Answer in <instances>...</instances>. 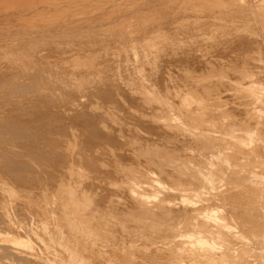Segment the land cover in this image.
<instances>
[{
	"label": "clouds",
	"instance_id": "9594fccd",
	"mask_svg": "<svg viewBox=\"0 0 264 264\" xmlns=\"http://www.w3.org/2000/svg\"><path fill=\"white\" fill-rule=\"evenodd\" d=\"M20 6L33 22L0 24V94L47 84L68 131L77 132L76 162L118 203L148 188L158 193L157 205L168 202L175 182L168 177L171 189L157 184L168 167V144L186 125L203 123L209 98L227 107L220 97L231 89L234 102L253 112L259 105L264 116V0H0V11ZM46 17L72 30L63 36L79 42L70 58L37 59L35 33ZM190 95L206 103L190 108ZM217 191L203 194L214 198ZM227 239L212 264H237ZM251 264H264V240Z\"/></svg>",
	"mask_w": 264,
	"mask_h": 264
},
{
	"label": "rangeland",
	"instance_id": "374dc122",
	"mask_svg": "<svg viewBox=\"0 0 264 264\" xmlns=\"http://www.w3.org/2000/svg\"><path fill=\"white\" fill-rule=\"evenodd\" d=\"M15 8L13 7L12 9L7 10V11H0V24H2L4 26H8V25L23 26L24 24H30L33 22L32 14L27 10V8L25 6H20V7H15ZM4 15H5V17H4ZM14 22H16V23H14ZM60 25H61V27H60ZM41 29H43L44 32ZM48 29L50 31H52L53 34H52V32L50 34ZM40 30L36 32L37 34L38 33L40 34V32H41L40 35L39 34L37 35L35 33V36H36L35 39L37 42L39 41L38 42V54H37L38 60L41 59L40 54H43L42 62L43 61H51L55 58L56 55L57 56L63 55L64 57L66 56L67 58H70L68 56V53H72V52L75 53L79 50V42L74 41V40L69 41L68 39L62 40L65 32L71 31V29H68V27H66V25L56 21L55 18H53V17L43 18L41 20ZM44 33H46V34H44ZM54 33L56 34V36L61 37V39L57 40L55 42H53L52 39L48 40V38L52 37L53 35L55 36ZM50 35H52V36H50ZM43 36L46 39L45 38H43V39L39 38V37H43ZM44 39H45V41H44ZM58 43L59 44L71 43L72 47H70L71 49L69 47L68 48H57L56 44H58ZM46 45H49V46H46ZM60 51H62V52H60ZM46 53H48V54H46ZM46 55L48 58L46 57ZM70 71H71V69H70ZM76 71L79 73H82L84 70L77 68ZM198 71H199V69H198ZM39 89H41V90H39ZM230 91H231V89H229L227 91V93H225L223 96L220 97L221 99L223 98L222 101H225L229 105V106L227 105V107H224V105H222L221 103H219L215 99L209 98V99H211V103L208 105L209 110L202 113L203 123L200 125V135H201L200 139L194 140L193 138L190 137L189 133L185 134L182 132H178V133L174 134V139L172 140L171 143L168 144V148L171 152V156H170V159L168 161V167H167V169H165V171L168 174L169 173L175 174V173H179V172H177V170H185V169L190 170L191 168H193L194 170L200 169V180H201L200 181V201H201L200 207H202V211H203L202 215H204V217H202L201 219L206 220V221L208 220L211 222H212V218L216 219V221L220 225L221 230L226 234V237H228L226 243L231 249V257L237 262V264H244L245 261H248V263H249V262H252L255 260L256 251L254 250V247H253L254 245L252 243V240H254V238L256 236V231H250V232L246 231L247 233L240 231L241 223L243 221L240 217H242L241 214H245L246 212L251 213L256 217L262 216L264 214V208H263L264 200H262V198H254V197L247 200L242 194L244 189L241 185V181L239 179H236L235 172L238 171L239 169L240 170H253L254 168H256L255 170H258V169L264 170V122H263L264 116H262L259 105H257L258 110H256V111H258V112L255 111V113H256V115H258V117L251 118L249 116L251 110L248 109L246 106L240 107V105L245 104L246 102H244V101L242 102L239 100L234 102L233 96H231L232 93ZM12 93L13 92H10V94H8L7 97L0 94V130H2V131H0L1 132L0 134L3 135V136H1V137H3L2 140L0 138V141H3V142H0V145L3 144L1 146H5V144H6V146L8 145V142L6 139H8V137L10 135L9 136L5 135L7 137L6 138L3 134V133H5V127L4 126L2 127L3 123H7V122L10 123V121L3 119V118H5V116L8 117V115L9 116H16V114H17V116H18V114H19V116H27V117L23 118V119H25V120H23L24 122L22 120H20V121L17 120L19 123H22V127H20V129L18 128L20 131H22V133H18V130H14V132H15L14 134H16V136H19L21 138L23 137V139L28 143H30L29 141L35 140V138L37 139V135H39L40 134L39 132H41L40 129H43L41 132V133H43L44 129H45V131L47 130L45 127H50V125H49L50 122L51 123L56 122V119H51L52 121L49 120L48 124H47V121H46V123H44L43 120H40L41 118L35 119L36 116H41V115L42 116H44V115L48 116L49 115V116H52L53 118L56 115L57 116L60 115L58 117L57 122L60 125V128L64 127V128H62V130L60 129L61 130L60 135H62L61 133H63L66 136L69 135L68 132L66 131V130H68V126L65 125L66 124L65 119L64 118L62 119V117H61V116H63V114L58 115V113L62 112L60 110V106L56 105V102L54 101L52 96L49 94L47 84H43V85L41 84L39 88H35L32 91H28V89L24 90V88H21L17 92H14L13 94ZM50 99H51V102H50ZM8 101H9V103H8ZM214 101H216V102H214ZM33 102H34V104H33ZM51 103H52V105L50 106ZM205 103H206L205 100L200 99V105H204ZM218 103H219V105H218ZM47 104L49 106H47ZM230 104H231V106H230ZM219 106H220V108H218ZM232 107H233V109H232ZM31 108H33V109H31ZM217 108L220 110H218ZM226 108H227V110H226ZM20 110H21V112H20ZM50 110H52V111L50 112ZM210 110L213 112H211ZM56 111H57V113H56ZM229 111H231V113ZM31 113H32V115L34 113V116H31ZM52 113L53 114L55 113V114L53 115ZM221 113L222 114L224 113V114L222 115ZM227 114H228V116H227ZM28 115H30V116H28ZM30 117H31V119H30ZM32 117H34L35 120ZM223 117H225V118L228 117V119L227 118L223 119ZM238 117H240V118H238ZM59 118L61 119V121H59L60 120ZM259 118H260V120H258ZM36 120H38V121L40 120L42 122H40V121L37 122ZM236 120H238V121H236ZM241 120H243V122ZM1 121H4V122L1 123ZM13 121H14V119L11 120V122H13ZM17 121L15 119L13 124H15V122H17ZM29 122H30V124L28 125ZM61 122H62V124H60ZM63 122H65V123H63ZM233 122H234V124H233ZM25 123L28 125L29 128H31V126L34 127V125L36 123H38V124L40 123V124H39V126L35 125L34 128L32 127L33 128V130H32V129H29ZM43 123H44V126L41 125ZM78 123H79L80 127H86V126H83L84 124L86 125V123L84 121H79ZM215 124H217V125H215ZM232 124H233V126H232ZM243 124H244V126H246V128H248V127H250V128L246 129L244 126H242ZM5 125H7V124H5ZM15 125H18V124H15ZM237 125H240L238 127L245 128L249 132L246 131L245 129H241V128L234 129ZM25 126L27 127L26 129H29L28 134L26 131L23 130ZM36 126H38V127H36ZM42 126H43V128H40ZM51 127H54V126H51ZM3 128H4V131H3ZM21 128H23V129H21ZM226 128H228L230 131L228 129L226 130ZM254 128H256V130ZM220 129H222V130H220ZM35 130H37L39 134H36L37 131H35ZM63 130H65L67 133H65V131H63ZM219 130H220V132H219ZM29 131L30 132H32V131L36 132V133L33 132L34 135L36 134V137L32 133H30ZM222 131H226L227 133H224ZM73 132L72 133L75 136L73 134L72 135L74 137H76L77 132L76 131H73ZM253 132H254V134H253ZM12 133H13V131H12ZM19 134L20 135L22 134V135L20 136ZM249 134H250V136H249ZM11 135H13V134H11ZM32 135H33V138H32ZM64 135H62V138H61V136L60 137L58 136L57 139L56 138L55 139L57 140L58 143H61V144H63L65 142L64 144L66 146L69 145L68 149L71 147L69 150L74 151V149H75L74 147L76 146L75 145L76 144L75 138L73 136H70V135L68 136L69 137L68 138ZM81 135H82V133H81ZM180 135H181V137H180ZM252 135H253V137H252ZM26 136H27L28 140H26V138H25ZM30 136L32 139L30 138ZM236 136H238V139L235 138ZM202 137H204V141H202L203 139L201 140ZM4 138H6V139L3 140ZM63 139L66 141H63ZM70 140L73 142H71ZM5 141L7 143H5ZM59 141H61V142H59ZM66 142L67 143L69 142V144H67ZM203 142L207 143L206 144L207 147L205 146V143L203 145ZM209 142H211L213 145ZM208 143L211 147L208 145ZM73 144L75 146H73ZM188 145L191 146L192 150L185 152L184 147L188 146ZM72 147H73V149H72ZM205 148H207L208 151ZM209 150H211L212 153L214 152L218 156L216 155V157H215L214 153L211 155ZM71 151H69V152H71ZM193 151H194V153H193ZM197 151H198V153H197ZM71 153L73 154V152H71ZM183 154H185V156ZM201 155L203 156V158L201 157ZM241 156H243V157H241ZM21 157L22 158H20V156H19L20 161H21V159H23V156H21ZM224 159L228 162H226ZM17 160H18V157H17ZM171 160H173V161H171ZM244 161H246V162H244ZM74 162H73V165L74 166L76 165V168L78 169V171H80V173L78 171H76L77 169L72 167V170L74 169L72 172L75 175V176L73 175V181L71 180L72 181L71 182V181H67V180L65 181L64 180L63 184H62V182H60L59 184L54 185L51 189L48 188V191H46V192H49V189L51 191L50 194H48V196L42 197V196H40L41 193L31 194L28 191H19L17 189L18 192L20 194H23V195H21L20 197H16L12 194L15 190L14 189L12 190L9 186H3L0 188V216L5 215L7 217L6 218L4 216L5 219H3V217H2L1 219L3 222H0V242H1V244H0V251H1L0 252L1 253L0 262H3V264H8V263H10V264H17V263H21V264H24V263L25 264H165V262L169 261V260L182 261V260H186V259H195V260L202 261L203 264H212V262L220 256V254L223 251L224 246H225V239L223 240V238H221L217 234L216 235L215 234H212V235L205 234L204 235L206 237V241L208 243L207 246L204 244V246L207 248L206 252L192 251L194 248H197V246H200V244L199 245L193 244V243L188 244V243L181 241V240H184V238L182 236H179V234L185 233L183 223H184V220H186V218L185 217L183 218V217H181L182 215L178 214L181 206H180V204H177V202H178L177 201L178 200V191L176 189H174L171 193L168 194V197H167L168 203H166L165 206H163V208L160 207L157 210L155 209L152 212L147 211V213L144 210H142L144 212H142V211L139 212L141 209L140 208L137 209V206L134 207V209H133L132 206H135V204H134L132 199L130 202H128V203H131L132 206L128 203H126V204L125 203L124 204L119 203L120 204L119 205L117 201L115 202V200H113V198H110L111 195L113 196V194L111 193L112 192L111 190H108L109 191L108 192V191H106L107 190L106 187L103 189L104 185H101L100 183H98L96 179L94 180V178L89 177L88 174L85 172V170L80 167L81 165H79L76 162V160H74ZM173 162L175 164H173ZM242 162H244V163H242ZM233 163L235 164L236 167L233 166L234 165ZM229 164H231L232 166ZM251 164H253V165L255 164V165L252 166ZM77 165H79V166H77ZM187 165H189V166H187ZM196 165L199 168H197ZM183 166H184V168H182ZM1 167L3 170V166L0 163V175H4L1 172ZM215 167L216 168L218 167L217 169L219 171ZM214 168L217 170V172H215L216 170H214L215 173L213 172ZM226 169H228V170H226ZM37 171H36V173L39 174L40 173L39 170H37ZM40 171H41V175L40 174L38 175V176H40V178L43 175L44 176V178L42 176L43 179H49L48 173H45L44 170H40ZM202 171L205 172V174ZM207 171H210L212 174L210 172L207 174L206 173ZM222 171H224V172H222ZM43 173H45V175L46 174H48V175L45 176ZM78 173L81 174L82 176L80 177V175ZM76 174H78V177H76ZM84 174H86L87 176ZM213 174H215L216 176ZM83 175L87 178L84 179ZM208 175H209V177H208ZM233 175H234V177H233ZM210 176L212 178H210ZM88 177H89V179H88ZM205 177H208V179ZM79 178L81 181L79 180ZM164 178H165V179H163L164 181L163 180H159V181H162V183H164L165 185H168V187L170 189L173 188V183L169 182V180H167L165 176H164ZM209 179L210 180L212 179V180L210 181ZM259 179L260 180L257 179L259 182L263 181V182H260L261 185H259L258 181H254V182H251V186L253 185L254 187H256L257 185H255V184L258 182L257 183L258 186L256 188L262 187V186L264 187V179L263 180H262V178H259ZM90 180L92 182H90ZM77 181H80L83 184L86 183L87 184L86 188L83 187L82 183H81L82 185L78 184L80 182H77ZM93 182L95 183L94 187L92 186L94 184ZM96 182L98 183V185L101 189H99ZM70 186H72V187H70ZM88 186H92V187L87 188ZM177 186L178 185H176V188H177ZM63 188H66L65 189L66 191L68 189H71V190L67 191L68 194H66L67 192ZM80 188H82V189H80ZM90 188L93 190H91ZM94 188L99 189L100 191L98 190V192H100V193H97L96 192L97 190L96 189L94 190ZM178 188H179V186H178ZM210 188L218 189V191L215 192V194H214V198L213 197L208 198V196L203 194V193L207 192V190ZM61 189H63V190H61ZM86 189H88V190H86ZM61 191H62V193L65 192L64 193L65 195L62 194ZM73 191L77 195L76 194L73 195V193H74ZM84 191L87 193L84 194L85 193ZM89 191H94V194H92L93 192H89ZM107 192L109 193V195L107 194ZM70 193H72V194H70ZM78 193H79V195H78ZM88 193H90V194H88ZM102 193H104V194L106 193V195H102ZM145 193H146V191H145ZM152 193H153V191L149 190V191H147L148 195L145 194V198L148 200V202L151 205H153L157 201V199H156L157 197L154 196ZM172 193H174V194H172ZM80 194H82V196H80ZM99 194H101L103 197ZM118 194L119 193H115V195H117V196H118ZM70 195H71V198L75 197L74 198L75 200H72L73 198L71 199ZM84 195H85V197H84ZM98 195L101 196L103 199L98 198ZM173 195H175V196H173ZM38 196H40V197H38ZM91 196H92L93 200H92V198H90ZM104 196L105 197L109 196V198L105 199ZM59 197L62 198L61 203L63 205L67 204V206H65V207H67V211L69 214L68 217L63 218V216H62L63 215L62 214L63 206L60 203ZM80 197H84L85 201L83 200V198L81 199ZM95 199H98L99 201L97 200V202H96ZM100 199L103 200V203H101ZM120 199L123 200L124 197H121ZM168 199L170 200V203H169ZM173 199L175 200V202ZM86 200H88V201H86ZM104 200H106V201H104ZM109 200H112V202L114 201V204ZM150 200H151V202H150ZM73 201H75L76 203ZM152 201H154V203ZM218 201H219V203H217ZM77 202L80 204V206H78ZM83 202L85 204L87 203L86 204L87 206ZM88 202H90V203L88 204ZM93 202H94V205H93ZM95 202L97 203V205ZM109 203L112 205V207ZM175 203H176V205H175ZM72 204H74V205H72ZM75 204L77 205V207ZM115 204H118L119 206L118 205L116 206ZM243 204L244 205L246 204V205L244 206ZM98 205H99V207H97ZM81 206L83 209L82 211H84L85 215L82 213V211L80 212ZM168 206H170V207H168ZM175 206H177L178 208L177 207L175 208ZM75 207H76V209H75V212H73L74 213L73 214L72 211H74ZM84 207H86V210L84 209ZM104 207H106V208H104ZM129 207H131V208H129ZM77 208H78V210H77ZM121 208H125L126 210L121 209ZM171 208H173V209H171ZM101 209H103V211ZM127 209L129 211H127ZM160 209H162V210H160ZM94 210L98 211V212H95ZM167 210L169 211L168 214L170 213L169 215H167ZM174 210L175 211L178 210V212L176 211L177 212L176 213ZM77 211H78V214H76ZM121 211H122V213H121ZM130 211H131V213H130ZM109 212H110V215L112 217L109 215ZM148 212H149V214H148ZM6 213L9 215L7 216ZM81 213L84 217L79 216V214L81 215ZM89 213H90V215H89ZM124 213L125 214L127 213L126 216ZM128 213H130V214H128ZM164 213H166V215ZM143 214H145V215H143ZM177 214L179 217L177 216ZM103 215H104L105 220L103 218ZM127 215H129V216H127ZM161 215L164 217H162ZM107 216L110 219L107 218ZM166 216H168V218ZM175 216H177L178 218ZM8 217H9V219H8ZM10 218H11V221H10ZM160 218H162V220ZM107 219H108V221H107ZM150 219H151V221H150ZM153 219H154V221H153ZM68 222H72L73 224L78 225L80 227V230L79 231L75 230L73 226L68 225ZM2 227L4 229H2ZM137 227L139 228V230ZM130 228H131V230H130ZM2 230H3V232H2ZM6 230H9L11 232L8 231V233H7ZM123 230H124V232H123ZM248 234H250V235H248ZM139 235H141V236L139 237ZM147 238H149L150 240ZM4 242L7 244L8 248L6 247L5 244H3ZM223 244H224V246H222ZM2 245H3V247H2ZM162 246H164V247H162ZM235 248H236V250H235ZM237 248L239 251L237 250ZM245 249H246V251H245ZM126 250L129 251L131 254L127 255L125 253ZM10 251L14 252L15 255L17 253L18 257L15 256L14 253H13L14 256L12 255L13 256L12 257L10 255V254H12ZM6 252H8V254H6ZM253 255H255V256H253ZM20 256H21V258H20ZM210 256H213L214 258L213 259L209 258ZM14 258L16 259L17 262L15 261ZM31 258L33 259V261ZM19 259H20V261H19Z\"/></svg>",
	"mask_w": 264,
	"mask_h": 264
},
{
	"label": "bare ground",
	"instance_id": "6f19581e",
	"mask_svg": "<svg viewBox=\"0 0 264 264\" xmlns=\"http://www.w3.org/2000/svg\"><path fill=\"white\" fill-rule=\"evenodd\" d=\"M15 8V7H14ZM16 9V8H15ZM26 10V9H25ZM20 13V12H19ZM23 13V12H22ZM4 17H5V15H4ZM9 20V19H8ZM13 20V19H12ZM14 23H16V22H14ZM60 27H61V25H60ZM63 27V26H62ZM67 27V26H66ZM49 28V27H48ZM64 29V28H63ZM69 29V28H68ZM42 31H43V29H41ZM40 30V31H41ZM49 30V29H48ZM61 30V29H60ZM65 30V29H64ZM72 31V30H71ZM44 32V31H43ZM49 32H50V34H51V32L52 31H50L49 30ZM64 32V31H63ZM37 34V33H36ZM39 34V33H38ZM37 34V35H38ZM40 34H41V32H40ZM39 34V35H40ZM44 34H46V33H44ZM43 34V35H44ZM52 34H53V32H52ZM55 34V33H54ZM49 36V35H48ZM50 36H52V35H50ZM54 36V35H53ZM55 36H56V34H55ZM36 37V36H35ZM39 38H45L44 36L43 37H39ZM46 39V38H45ZM45 39H44V41H45ZM49 39H51V38H48V40ZM58 40H60V39H58ZM62 40H63V38H62ZM61 40V41H62ZM43 41V40H42ZM57 41V40H56ZM39 42V41H38ZM74 42V41H73ZM41 43V42H40ZM50 43V42H49ZM48 43V44H49ZM55 44V43H54ZM65 44V43H64ZM67 44V43H66ZM51 45V44H50ZM46 46H49V45H46ZM52 46V45H51ZM42 47V46H41ZM55 48V47H54ZM53 48V49H54ZM70 48V47H69ZM50 49V48H49ZM71 49V48H70ZM76 50V49H75ZM42 51V50H41ZM70 51V50H69ZM72 51V50H71ZM44 52V51H43ZM49 52V51H48ZM60 52H62V51H60ZM45 53V52H44ZM64 53V52H63ZM73 53V52H72ZM46 54H48V53H46ZM62 55V54H61ZM57 56V55H56ZM55 56V57H56ZM63 56V55H62ZM46 57H47V55H46ZM66 57V56H65ZM48 58V57H47ZM67 58V57H66ZM198 70V69H197ZM43 85V84H42ZM42 87V86H41ZM44 87V86H43ZM48 87V86H47ZM25 90V89H24ZM27 90V89H26ZM39 90H41V89H39ZM29 91V90H28ZM231 93H232V91H230ZM225 93H227V92H225ZM229 93V92H228ZM10 94V93H9ZM13 94V93H12ZM24 94V93H23ZM22 94V95H23ZM27 94V93H26ZM229 96V95H228ZM232 96V95H231ZM40 97V96H39ZM44 97V96H43ZM50 98V97H49ZM53 98V97H52ZM231 98V97H230ZM38 99V98H37ZM43 99V98H42ZM223 99V98H222ZM221 98H220V100H222ZM229 99V98H228ZM44 100V99H43ZM49 100V99H48ZM226 100V99H225ZM26 101V100H25ZM42 101V100H41ZM231 101V100H230ZM50 102H51V99H50ZM53 102V101H52ZM185 104H187L190 108H195L196 106H198V105H200V99H198L197 97H195V96H187L186 98H185ZM213 102V101H212ZM214 102H216V101H214ZM243 102V101H242ZM8 103H9V101H8ZM5 104V103H4ZM33 104H34V102H33ZM54 104V103H53ZM3 105V104H2ZM21 105V104H20ZM30 105V104H29ZM28 105V106H29ZM52 105V103L50 104V106ZM57 105V104H56ZM218 105H219V103H218ZM228 105V104H227ZM26 106V105H25ZM36 106V105H35ZM46 106V105H45ZM47 106H49L48 104H47ZM221 106V105H220ZM220 106L218 107V108H220ZM229 106V105H228ZM230 106H231V104H230ZM10 107V106H9ZM20 107V106H19ZM225 107V106H224ZM241 107V106H240ZM244 107V106H243ZM22 108V107H21ZM216 108V107H215ZM214 108V109H215ZM217 108V109H218ZM238 108V107H237ZM31 109H33V108H31ZM222 109V108H221ZM224 109V108H223ZM232 109H233V107H232ZM247 109V108H246ZM18 110V109H17ZM27 110V109H26ZM29 110V109H28ZM218 110H220V109H218ZM226 110H227V108H226ZM237 110V109H236ZM258 110V109H257ZM3 111V110H2ZM13 111V110H12ZM40 111V110H39ZM52 110H50V112H51ZM211 111V110H210ZM232 111V110H231ZM231 111H229L230 113H231ZM245 111V110H244ZM11 112V111H10ZM20 112H21V110H20ZM33 112V111H32ZM60 112V111H59ZM211 112H213V111H211ZM210 112V113H211ZM222 112V111H221ZM226 112V111H225ZM235 112V111H234ZM238 112V111H237ZM256 112H258V111H256ZM35 113V112H34ZM34 113H33V115H32V113H31V116H34ZM56 113H57V111H56ZM208 113V112H207ZM218 113V112H217ZM45 114V113H44ZM53 114V113H52ZM51 114V115H52ZM55 114V113H54ZM53 114V115H54ZM59 114H63L62 112L61 113H58V115ZM222 114V113H221ZM224 114V113H223ZM222 114V115H223ZM6 115V114H5ZM26 115V114H25ZM221 115V116H222ZM3 116V115H2ZM28 116H30V115H28ZM60 116V115H59ZM59 116H54V118L52 117V116H36L35 117V119H40V120H43V122L44 123H46V121H47V124H48V121L49 120H51V119H56V122L55 123H49V125H50V127H45L47 130L45 131V129H44V131H43V133H41L42 132V130L43 129H40L41 130V132H39L38 133V131L37 130H35V131H37V133L36 132H34V131H32V132H30V133H32L33 134V132L34 133H36V134H39V135H37V139L35 138V140H33V141H29L30 143H28V142H26L24 139H23V137L21 138V137H19V136H16V134H14L15 132H14V130H18V133H22V131H20L19 129H20V127H22V123H19L18 121H20V120H25V119H23L24 117H27V116H19V114H18V116H17V114H16V116H9L8 115V117H6L5 116V118H3V119H6V120H8V121H10V123L9 122H7V123H3L2 124V127L4 126L5 127V133H3L4 134V136L6 135V136H9L8 137V139H6V138H4L3 140H7V142H8V145L6 146V144L5 143H7L6 141H5V146H1V145H3V144H1L0 145V163L2 164V166H3V170H2V167H1V172H2V174H4V175H0V188L1 187H3V186H9L12 190L14 189L15 191L12 193L14 196H16V197H20L21 195H23V194H20L19 192H18V190L19 191H28L29 193H31V194H38V193H41L40 194V196H42V197H45V196H48V194H50V189L54 186V185H56V184H59L60 182H62V184H63V181L65 180H67V181H73V170H72V167L73 168H75V169H77L76 168V165L74 166L73 165V162H74V160H75V158H74V156H73V154L71 153V152H73V151H71V150H69L68 149V146H66L64 143L63 144H61V143H58L57 142V137L59 136H61V138H62V135H64L63 133H61L62 135H60V131L62 130V128H64V127H61L60 128V125L58 124V117ZM216 116V115H215ZM227 116H228V114H227ZM236 116V115H235ZM240 116V115H239ZM249 116L251 117V118H254V117H258V115H256V113L255 112H253V111H250V114H249ZM62 117V119L64 118V116H61ZM244 117V116H243ZM261 117V116H260ZM33 119H34V117H32ZM217 118V117H216ZM222 118V117H221ZM225 117H223V119H224ZM227 119H228V117H226ZM225 118V119H226ZM233 118V117H232ZM238 118H240V117H238ZM14 119V121H15V119H16V121L17 122H15V124H18V125H15V124H13L14 123V121L13 122H11V120H13ZM29 119V118H28ZM27 119V120H28ZM30 119H31V117H30ZM34 119V120H35ZM60 119V118H59ZM65 119V118H64ZM264 119V118H263ZM39 120V121H40ZM232 120V119H231ZM230 120V121H231ZM239 120V119H238ZM238 120H236V121H238ZM256 120V119H255ZM258 120H260V118L258 119ZM29 121V120H28ZM31 121V120H30ZM37 122H39L38 120H36ZM35 121V122H36ZM52 121V120H51ZM55 121V120H54ZM59 121H61V119L59 120ZM63 121V120H62ZM242 122H243V120H241ZM2 122H4V121H1V123ZM24 122V121H23ZM33 122V121H32ZM40 122H42V121H40ZM232 122V121H231ZM247 122V121H246ZM264 122V121H263ZM44 123L43 124H41V125H43L44 126ZM57 123V124H56ZM63 123H65V122H63ZM81 123V122H80ZM86 123V122H85ZM5 124H7V125H5ZM26 124V123H25ZM24 124V125H25ZM30 124V122L28 123V125ZM40 124V123H39ZM39 124L38 123H36L35 125H38L39 126ZM60 124H62V122L60 123ZM214 124V123H213ZM233 124H234V122H233ZM233 124H232V126H233ZM257 124V123H256ZM28 125L26 124V126L28 127ZM32 125V124H31ZM30 125V126H31ZM35 125H34V127H35ZM40 125V126H41ZM65 125H67V124H65ZM64 125V126H65ZM215 125H217V124H215ZM229 125V124H228ZM246 125V124H245ZM24 127V129L23 128H21V129H23L24 131H26L27 132V134H28V130L29 129H32L33 130V126H31V128H29V129H26L27 127ZM38 126H36V127H38ZM43 126L42 127H40V128H43ZM51 126H54V127H51ZM63 126V125H62ZM83 126H86L85 124L83 125ZM213 126V125H212ZM231 126V125H230ZM229 126V127H230ZM238 126H240V125H237L234 129H237V128H241V127H238ZM242 126H244V124L242 125ZM14 127V128H13ZM33 127V128H32ZM245 128H246V126H244ZM259 127V126H258ZM19 128V129H18ZM83 128V127H82ZM232 128V127H231ZM230 128V129H231ZM245 128H241V129H245ZM248 128H250V127H248ZM248 128H246V129H248ZM38 129V128H37ZM61 129V130H60ZM228 128H226V130H227ZM233 129V128H232ZM245 129V130H246ZM255 130H256V128H254ZM218 130V129H217ZM220 130H222V129H220ZM220 130H219V132H220ZM229 130V129H228ZM0 131H2V130H0ZM3 131H4V128H3ZM12 131H13V133H12ZM20 131V132H19ZM63 131H65V130H63ZM67 132H68V134L70 135V136H73L74 134L72 133V132H69L68 130H66ZM65 131V133H67ZM230 131V130H229ZM228 131V132H229ZM233 131V130H232ZM246 131H248V130H246ZM17 132V131H16ZM205 132V131H204ZM209 132V131H208ZM222 132H224V133H227L226 131H222ZM241 132V131H240ZM249 132V131H248ZM1 133V132H0ZM182 133H185V134H188L189 133V135H190V137L191 138H193L194 140H196V139H200V137H201V135H200V126H193V127H188L187 125L185 126V129H184V131L182 132ZM206 133V132H205ZM230 133V132H229ZM246 133V132H245ZM11 134H13V135H11ZM36 134L34 135L35 137H36ZM67 134V135H68ZM73 134V135H72ZM181 134V133H180ZM222 134V133H221ZM244 134V133H243ZM251 134V133H250ZM250 134H249V136H250ZM253 134H254V132H253ZM20 135V134H19ZM22 135V134H21ZM20 135V136H21ZM31 135V134H30ZM33 135H32V138H33ZM68 135V136H69ZM82 135H83V133H82ZM188 135V136H189ZM211 135V134H210ZM214 135V134H213ZM259 135V134H258ZM1 136H3L2 134H0V138H1V140H2V138L3 137H1ZM25 136V135H24ZM64 136H66V135H64ZM68 136H66V137H68ZM75 136V135H74ZM73 136V137H74ZM216 136V135H215ZM239 136V135H238ZM238 136H236L235 138L236 139H238ZM29 137V136H28ZM180 137H181V135H180ZM189 137V138H190ZM252 137H253V135H252ZM26 138V140H28L27 139V136L25 137ZM30 138H31V136H30ZM31 138V139H32ZM56 138V139H55ZM69 138V137H68ZM71 138V137H70ZM74 138H76V137H74ZM247 138V137H246ZM249 138V137H248ZM59 139V138H58ZM177 139V138H176ZM203 139V140H202ZM206 139V138H205ZM212 139V138H211ZM251 139V138H250ZM62 140V139H61ZM72 140V139H71ZM70 140V141H71ZM74 140V139H73ZM189 140V139H188ZM201 140L202 141H204V137H202L201 138ZM214 140V139H213ZM221 140V139H220ZM63 141H66V140H64L63 139ZM76 141V140H75ZM176 141V140H175ZM191 141V140H190ZM199 141V140H198ZM0 142H3V141H0ZM59 142H61V141H59ZM71 142H73V141H71ZM70 142V143H71ZM201 142V141H200ZM206 142V141H205ZM205 142H203V145H204V143ZM217 142V141H216ZM259 142V141H258ZM67 143V142H66ZM209 143H211V142H209ZM209 143H208V145H209ZM227 143V142H226ZM263 143V142H262ZM67 144H69V142L67 143ZM202 144V143H201ZM200 144V145H201ZM206 144L207 143H205V146H206ZM212 144V143H211ZM71 145V144H70ZM76 145V144H75ZM74 144H73V146H75ZM213 145V144H212ZM178 146V145H177ZM183 146V145H182ZM210 146V145H209ZM193 147V146H192ZM204 147V146H203ZM207 147V146H206ZM211 147V146H210ZM219 147V146H218ZM75 148V147H74ZM261 148V147H260ZM72 149H73V147H72ZM177 149V148H176ZM204 149V148H203ZM207 151H208V149L207 148H205ZM235 149V148H234ZM20 150V151H19ZM205 150V151H206ZM212 150V149H211ZM211 150H209L210 151V153H211V155L214 153H212L211 152ZM69 151H71V152H69ZM196 151V150H195ZM254 151V150H253ZM260 151V150H259ZM177 152V151H176ZM220 152V151H219ZM218 152V153H219ZM261 152V151H260ZM193 153H194V151H193ZM197 153H198V151H197ZM201 154V153H200ZM184 156H185V154H183ZM204 155V154H203ZM214 155H215V157H216V155L217 154H215L214 153ZM213 155V156H214ZM226 155V154H225ZM19 156H20V158H22L21 156H23V159H21V161L19 160L20 158H19ZM218 156V155H217ZM222 156V155H221ZM240 156V155H239ZM17 157H18V160H17ZM181 157V156H180ZM187 157V156H186ZM201 157L203 158V156L201 155ZM241 157H243V156H241ZM240 157V158H241ZM221 158V157H220ZM219 158V159H220ZM239 158V157H238ZM248 158V157H247ZM208 159V158H207ZM223 159V158H222ZM181 160V159H180ZM191 160V159H190ZM225 160V159H224ZM228 160V159H227ZM240 160V159H239ZM171 161H173V160H171ZM175 161V160H174ZM179 161V160H178ZM220 161V160H219ZM222 161V160H221ZM226 161V160H225ZM242 161V160H241ZM182 162V161H181ZM226 162H228V161H226ZM244 162H246V161H244ZM244 162H242V163H244ZM75 163V162H74ZM78 163V162H77ZM193 163V162H192ZM225 163V162H224ZM249 163V162H248ZM79 165H80V163H78ZM170 164V163H169ZM173 164H175L174 162H173ZM227 164V163H226ZM225 164V165H226ZM234 164V163H233ZM73 165V166H72ZM79 165H77V166H79ZM180 165V164H179ZM200 165V164H199ZM229 165H231V164H229ZM252 166H254L253 164H251ZM170 166V165H169ZM175 166V165H174ZM187 166H189V165H187ZM193 166V165H192ZM197 166V165H196ZM214 166V165H213ZM232 166V165H231ZM233 166H235V164L233 165ZM250 166V165H249ZM81 167V166H80ZM186 167V166H185ZM205 167V166H204ZM236 167V166H235ZM239 167V166H238ZM246 167V166H245ZM82 168V167H81ZM182 168H184V166L182 167ZM191 168V167H190ZM189 168V169H190ZM197 168H199L198 166H197ZM203 168V167H202ZM216 168V167H215ZM213 169V172H214V170H216V169ZM243 168V167H242ZM253 168V167H252ZM259 168V167H258ZM83 169V168H82ZM167 169V168H166ZM172 169V168H171ZM176 169V168H175ZM193 168H191L190 170H177V172H179V173H166V171H165V177H166V179L167 180H169L168 179V177H171L172 178V181H174L175 182V184L176 185H178L179 186V188H178V186H177V188H178V203L177 204H180V211L178 212V210H176L177 212H178V214H180V215H182L181 217H185L186 218V220H184V232L185 233H180L179 234V236H182L183 238H184V240H181L182 242H185V243H188V244H197V245H199L200 244V246H197V248H194L192 251H200V252H206V250H207V248L204 246V244L207 246V241H206V237L204 236L205 234H210V235H212V234H217L218 236H220L221 238H223V240L225 239V237H226V234L221 230V228H220V225H219V223L216 221V219H214V218H212V222L211 221H206V220H202L201 218L202 217H204V215H202L203 214V211H202V207H200V169L199 170H192ZM236 169V168H235ZM238 169V168H237ZM256 168H254L253 170H238V171H236L235 172V177H236V179H239L240 181H241V185H242V187H243V192H242V194H243V196L248 200V199H250V198H252V197H254V198H262V200H264V187L262 186V187H258V188H256L257 186H258V180H260L259 178H262V180L264 179V170H255ZM37 170H39V174L41 175V171L40 170H44V172L45 173H48L49 174V179H43L44 178V176H43V178H42V176H41V178H40V176H38L39 174L38 173H36V171ZM208 170V169H207ZM218 170V169H217ZM217 170L215 171V172H217ZM226 170H228V169H226ZM232 170V169H231ZM76 171H78V169L76 170ZM176 171V170H175ZM219 171V170H218ZM233 171V170H232ZM38 172V171H37ZM75 172V171H74ZM79 173H80V171H78ZM84 172V171H83ZM86 172V171H85ZM169 172V171H168ZM203 172V171H202ZM210 171H207L206 173L208 174ZM214 172V173H215ZM222 172H224V171H222ZM45 173H43L44 175H45ZM78 173V174H79ZM82 173V172H81ZM87 173V172H86ZM204 174H205V172H203ZM211 173V172H210ZM48 174H46V175H48ZM78 174H76V177H78ZM202 174V173H201ZM212 174V173H211ZM45 175V176H46ZM80 175V177L82 176L81 174H79ZM84 175H86V174H84ZM83 175V176H84ZM183 175V176H182ZM213 175H215V174H213ZM226 175V174H225ZM75 176V175H74ZM87 176V175H86ZM204 176V175H203ZM206 176V175H205ZM216 176V175H215ZM208 177H209V175H208ZM208 177H205V178H207L208 179ZM228 177V176H227ZM233 177H234V175H233ZM47 178V177H46ZM84 179H86L87 177H83ZM82 178V179H83ZM210 178H212L211 176H210ZM221 178V177H220ZM75 179V178H74ZM83 179V180H84ZM88 179H89V177H88ZM87 179V180H88ZM96 178H94V180H95ZM165 179V178H164ZM258 179V180H257ZM11 180V181H10ZM78 180V179H77ZM79 180H80V178H79ZM93 180V179H92ZM166 180V181H167ZM210 180V179H209ZM212 180V179H211ZM210 180V181H211ZM224 180V179H223ZM231 180V179H230ZM71 181V182H72ZM76 181V180H75ZM81 181V180H80ZM80 181H77V182H80ZM86 181V180H85ZM164 181V180H163ZM221 181V180H220ZM254 181H258L255 185H257L256 187H254L253 185V187L251 186V182H254ZM47 182V183H46ZM76 182V183H77ZM89 182V181H88ZM87 182V183H88ZM90 182H92L91 180H90ZM89 182V183H90ZM216 182V181H215ZM231 182V181H230ZM234 182V181H233ZM232 182V183H233ZM260 182H263V181H260ZM260 182H259V185H261L260 184ZM82 182H80V183H78V184H81ZM85 183V182H84ZM94 183V182H93ZM97 183V182H96ZM68 184V183H67ZM70 184V183H69ZM83 184V183H82ZM81 184V185H82ZM86 184V183H85ZM85 184H83V187H85L86 188V186H87V184L85 185ZM157 184L160 186V187H163L165 184L164 183H162V181H157ZM225 184V183H224ZM85 185V186H84ZM91 185V184H90ZM94 185H95V183L92 185L93 187H94ZM102 185V184H101ZM100 185V186H101ZM92 186H88L87 188H89V187H92ZM97 186L99 187V185H98V183H97ZM231 186V185H230ZM234 186V185H233ZM58 187V186H57ZM70 187H72V186H70ZM96 187V186H95ZM97 187V188H98ZM167 187H168V185H167ZM240 187V186H239ZM16 188V189H15ZM48 188H50L49 189V192H46V191H48ZM61 188V187H60ZM105 188V186H103V189ZM169 188V187H168ZM176 188V189H177ZM217 188V187H216ZM236 188V187H235ZM241 188V187H240ZM18 189V190H17ZM64 190L66 189V188H63ZM63 189H61V190H63ZM74 189V188H73ZM80 189H82V188H80ZM91 189V188H90ZM96 188H94V190H95ZM99 189H101L100 187H99ZM99 189H96L97 191V193H100V192H98V190ZM69 190H71V189H68L67 191H69ZM79 190V189H78ZM77 190V191H78ZM86 190H88V189H86ZM91 190H93V189H91ZM153 191L152 190V188H148V189H146V190H137L136 192H135V194H129V195H131V199L133 200V202H134V204H135V206H132L131 205V203H128V204H130L132 207H133V209H134V207H136L137 206V209L138 208H140L141 210L139 211V212H141L142 210H144V211H146V213H147V211H154L155 209L157 210L158 208H160V207H162L163 208V206H165V204L164 205H157V203L155 202L154 203V201H152L153 203V205H151L149 202H148V200L145 198V194H147V191ZM230 190V189H229ZM18 193H17V192ZM66 191V190H65ZM66 191V192H67ZM80 191V190H79ZM83 191V190H82ZM100 191V190H99ZM102 191V190H101ZM106 191H108V190H106ZM105 191V192H106ZM145 191H146V193H145ZM64 192V191H63ZM74 192V191H73ZM72 192V193H73ZM85 192V191H84ZM89 192H93L92 194H94V191H89ZM109 192V191H108ZM107 192V194L109 195V193ZM61 193H62V191H61ZM65 193V192H64ZM64 193H62V194H64ZM72 193H70V194H72ZM81 193V192H80ZM87 192H85L84 194H86ZM112 194H113V192H111ZM171 193V192H170ZM66 194H68V192L66 193ZM74 194H76L75 192L73 193V195ZM88 194H90V193H88ZM96 194V193H95ZM154 196H156L157 198L156 199H158V193H155V192H153L152 193ZM172 194H174V193H172ZM171 194V195H172ZM65 195V194H64ZM77 195V194H76ZM78 195H79V193H78ZM99 195H101V194H99ZM98 195V198H102L103 196L102 195H106V193L104 194V193H102V197L101 196H99ZM128 195V194H127ZM148 195V194H147ZM241 195V194H240ZM40 196H38V197H40ZM50 196V195H49ZM69 196V195H68ZM80 196H82V194H80ZM89 196V195H88ZM94 196V195H93ZM97 196V195H96ZM118 196H119V194H118ZM173 196H175V195H173ZM84 197H85V195H84ZM84 197H80L81 199L83 198V200L85 201V199H84ZM95 197V196H94ZM113 196L111 195V197L110 198H112ZM171 197V196H170ZM70 198H71V195H70ZM69 198V199H70ZM73 198V197H72ZM71 198V199H72ZM75 198V197H74ZM72 199V200H75V199ZM88 198V197H87ZM86 198V199H87ZM90 198H92V196L90 197ZM96 198V197H95ZM104 198L106 199H108L109 198V196L107 197H105L104 196ZM121 198V197H120ZM209 198V197H208ZM78 199V198H77ZM103 199V198H102ZM102 199H100V201H101V203H103V200ZM59 200H60V203H61V200H62V198L61 197H59ZM79 200V199H78ZM92 200H93V198H92ZM96 200V202H97V200L98 199H95ZM169 200V199H168ZM174 200V199H173ZM172 200V201H173ZM204 200V199H203ZM238 200V199H237ZM258 200V199H257ZM70 201V200H69ZM80 201V200H79ZM86 201H88V200H86ZM90 201V200H89ZM99 201V200H98ZM104 201H106V200H104ZM109 201H111L112 202V200H109ZM131 201V200H130ZM129 201V202H130ZM138 201L140 202V203H138ZM73 202H75V201H73ZM91 202V201H90ZM90 202H88V204L90 203ZM95 202V203H96ZM115 202H116V200H115ZM150 202H151V200H150ZM174 202H175V200H174ZM72 203V202H71ZM76 203V202H75ZM78 203V202H77ZM81 203V202H80ZM84 203V202H83ZM113 204H114V201L112 202ZM168 203V202H167ZM169 203H170V200H169ZM85 204V203H84ZM87 204V203H86ZM85 204V205H86ZM110 204V203H109ZM119 204V203H118ZM118 204H115L116 206L118 205ZM124 204V203H123ZM253 204V203H252ZM61 205L63 206V209H62V216H63V218H65V217H68V211H67V207H65V206H67V204H62L61 203ZM72 205H74V204H72ZM76 205V204H75ZM93 205H94V202H93ZM96 205H97V203H96ZM103 205V204H102ZM111 205V204H110ZM120 205V204H119ZM118 205V206H119ZM175 205H176V203H175ZM244 205V204H243ZM246 205V204H245ZM244 205V206H245ZM263 205H264V203H263ZM78 206H80V204L78 203ZM87 206V205H86ZM122 206V205H121ZM241 206V205H240ZM259 206V205H258ZM257 206V207H258ZM76 207H77V205H76ZM76 207L74 208V211H72V213L73 212H75V209H76ZM97 207H99V205L97 206ZM103 207V206H102ZM101 207V208H102ZM111 207H112V205H111ZM114 207V206H113ZM168 207H170V206H168ZM177 206H175V208H176ZM79 208V207H78ZM78 208H77V210H78ZM104 208H106V207H104ZM108 208V207H107ZM119 208V207H118ZM129 208H131V207H129ZM165 208V207H164ZM178 208V207H177ZM259 208V207H258ZM263 208H264V206H263ZM84 209L86 210V207H84ZM89 209V208H88ZM112 209V208H111ZM116 209V208H115ZM121 209H125V208H121ZM120 209V210H121ZM171 209H173V208H171ZM83 209H82V206H81V210H80V212L82 211ZM99 210V209H98ZM102 211H103V209H101ZM100 210V211H101ZM110 210V209H109ZM114 210V209H113ZM117 210V209H116ZM115 210V211H116ZM126 210V209H125ZM124 210V211H125ZM160 210H162V209H160ZM169 210V209H168ZM167 210V215H169L168 214V211ZM234 210V209H233ZM95 211V210H94ZM105 211V210H104ZM108 211V210H107ZM106 211V212H107ZM127 211H129L128 209H127ZM144 211H142V212H144ZM164 211V210H163ZM166 211V210H165ZM175 211V210H174ZM175 211V212H176ZM79 212V213H80ZM87 212V211H86ZM89 212V211H88ZM95 212H98V211H95ZM94 212V213H95ZM114 212V211H113ZM149 212H148V214H149ZM159 212V211H158ZM176 212V213H177ZM193 212H195V215H193ZM82 213L84 214V211H82ZM82 213H81V215L79 214V216L81 217V216H83L82 215ZM104 213V212H103ZM121 213H122V211H121ZM120 213V214H121ZM130 213H131V211H130ZM130 213H128V214H130ZM135 213V212H134ZM247 213V212H246ZM241 214V216L242 217H240L243 221H242V223H241V227H240V231H243V232H250V231H256V236H255V238H254V240H252V243H253V247H254V250L256 251V256L255 255H253V256H255V260H257L258 259V257H259V245H260V243H261V241L262 240H264V214L262 215V216H254L253 214H251V213H247V214ZM74 214V213H73ZM76 214H78V211L76 212ZM75 214V215H76ZM97 214V213H96ZM125 214V213H124ZM127 214V213H126ZM126 214H125V216H126ZM138 214V213H137ZM158 214V213H157ZM165 215H166V213H164ZM178 214H177V216H178ZM237 214V213H236ZM6 215L8 216L9 214H7L6 213ZM85 215V214H84ZM89 215H90V213H89ZM94 215V214H93ZM109 215H110V212H109ZM115 215V214H114ZM143 215H145V214H143ZM175 215V214H174ZM5 216V215H4ZM4 216H0V219L3 217V219H5L4 218ZM61 216V215H60ZM78 216V215H77ZM102 216V215H101ZM111 216V215H110ZM127 216H129V215H127ZM162 216V215H161ZM177 216H175V217H177ZM6 217V216H5ZM84 217V216H83ZM82 217V218H83ZM86 217V216H85ZM92 217V216H91ZM95 217V216H94ZM112 217V216H111ZM114 217V216H113ZM140 217V216H139ZM158 217V216H157ZM156 217V218H157ZM162 217H164V216H162ZM167 218H168V216H166ZM179 217V216H178ZM177 217V218H178ZM255 217V218H254ZM7 218V217H6ZM103 218H104V215H103ZM102 218V219H103ZM107 218H109L108 216H107ZM124 218V217H123ZM145 218V217H144ZM149 218V217H148ZM151 218V217H150ZM170 218V217H169ZM239 218V217H238ZM8 219H9V217H8ZM7 219V220H8ZM94 219V218H93ZM110 219V218H109ZM161 220H162V218H160ZM159 219V220H160ZM91 220V219H90ZM100 220V219H99ZM104 220H105V218H104ZM116 220V219H115ZM149 220V219H148ZM9 221V220H8ZM10 221H11V218H10ZM98 221V220H97ZM102 221V220H101ZM107 221H108V219H107ZM112 221V220H111ZM150 221H151V219H150ZM153 221H154V219H153ZM241 221V220H240ZM0 222H3L2 221V219L0 220ZM7 222V221H6ZM115 222V221H114ZM169 222V221H168ZM176 222V221H175ZM228 222V221H227ZM233 222V221H232ZM26 223V222H25ZM103 223V222H102ZM145 223V222H144ZM178 223V222H177ZM13 224V223H12ZM28 224V223H27ZM118 224V223H117ZM229 224V223H228ZM29 225V224H28ZM68 225H70V226H73L74 227V229L75 230H77V231H79L80 230V227L78 226V225H76V224H73L72 222H68ZM115 225V224H114ZM120 225V224H119ZM150 225V224H149ZM180 225V224H179ZM106 226V225H105ZM131 226V225H130ZM144 226V225H143ZM138 228V227H137ZM2 229H4L3 227H2ZM6 229V228H5ZM129 229V228H128ZM134 229V228H133ZM132 229V230H133ZM239 229V228H238ZM11 230V229H10ZM122 230V229H121ZM126 230V229H125ZM130 230H131V228H130ZM138 230H139V228H138ZM8 231L9 230H6V232L8 233ZM118 231V230H117ZM136 231V230H135ZM2 232H3V230H2ZM9 232H11V231H9ZM123 232H124V230H123ZM246 232V233H247ZM166 233V232H165ZM187 233V234H186ZM227 233V232H226ZM19 234V233H18ZM129 234V233H128ZM140 234V233H139ZM236 234V233H235ZM21 235V234H20ZM19 235V236H20ZM116 235V234H115ZM248 235H250V234H248ZM22 236V235H21ZM141 235H139V237H140ZM25 237V236H24ZM248 237V236H247ZM119 238V237H118ZM122 238V237H121ZM124 238V237H123ZM154 238V237H153ZM129 239V238H128ZM147 239H149V238H147ZM248 239V238H247ZM253 239V238H252ZM123 240V239H122ZM125 240V239H124ZM145 240V239H144ZM150 240V239H149ZM222 240V239H221ZM251 240V239H250ZM111 242V241H110ZM16 243V242H15ZM240 243V242H239ZM0 244H1V242H0ZM3 244H5L6 245V247H7V244L4 242ZM21 244V243H20ZM140 244V243H139ZM161 244V243H160ZM4 245V246H5ZM156 246V245H155ZM222 246H224V244L222 245ZM243 246V245H242ZM2 247H3V245H2ZM162 247H164V246H162ZM225 247V246H224ZM8 248V247H7ZM209 248V247H208ZM223 248V247H222ZM243 248V247H242ZM241 248V249H242ZM4 249V248H3ZM26 249V248H25ZM154 249V248H153ZM164 249V248H163ZM240 249V250H241ZM253 249V248H252ZM6 250V249H5ZM235 250H236V248H235ZM237 250H238V248H237ZM250 250V249H249ZM29 251V250H28ZM214 251V250H213ZM220 251V250H219ZM239 251V250H238ZM245 251H246V249H245ZM248 251V250H247ZM1 252V251H0ZM9 252V251H8ZM8 252H6V254H8ZM11 252V251H10ZM12 254H10L11 256L13 255V253L14 252H11ZM127 255H130L131 253L129 252V251H127L126 250V252H125ZM249 253V252H248ZM255 253V252H254ZM244 254V253H243ZM14 255H15V253H14ZM13 255V256H14ZM252 255V254H251ZM0 256H1V253H0ZM4 256V255H3ZM12 256V257H13ZM15 256H17V253H16V255ZM244 256V255H243ZM10 257V256H9ZM18 257V256H17ZM16 257V258H17ZM23 257V256H22ZM20 258H21V256H20ZM209 258H214L213 256H210ZM246 258V257H245ZM15 259V258H14ZM30 259V258H29ZM32 259V258H31ZM23 260V259H22ZM15 261H16V259H15ZM19 261H20V259H19ZM18 261V262H19ZM24 261V260H23ZM32 261H33V259H32ZM146 261V260H145ZM17 262V261H16ZM28 263V262H27ZM125 263V262H124ZM8 264H10V263H8ZM17 264H21V263H17ZM25 264V263H24ZM248 264H251V262H249Z\"/></svg>",
	"mask_w": 264,
	"mask_h": 264
}]
</instances>
